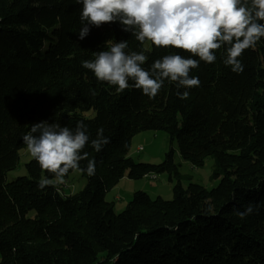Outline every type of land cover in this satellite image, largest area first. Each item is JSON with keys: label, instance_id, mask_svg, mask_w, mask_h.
Returning <instances> with one entry per match:
<instances>
[{"label": "trees", "instance_id": "16d2710c", "mask_svg": "<svg viewBox=\"0 0 264 264\" xmlns=\"http://www.w3.org/2000/svg\"><path fill=\"white\" fill-rule=\"evenodd\" d=\"M81 8L75 0H0V264H264V38L239 58L241 74L223 64L221 48L214 63L191 71L200 86L189 99L167 81L149 99L132 87L117 93L81 61L107 50V41L127 40L126 51L144 47L146 70L164 55L189 54L141 46L118 22L80 40ZM42 121L87 125L83 151L96 169L81 171L87 185L79 193L38 189L48 174L34 158L26 176L7 182L26 149L22 135ZM99 128L110 142L96 152ZM146 131L170 137L160 164L130 155L133 138ZM175 143L195 167L215 160V188L182 185ZM164 173L178 180L171 200L139 190L120 213L106 200L123 179ZM249 203L259 211L240 219L236 212Z\"/></svg>", "mask_w": 264, "mask_h": 264}, {"label": "clouds", "instance_id": "9594fccd", "mask_svg": "<svg viewBox=\"0 0 264 264\" xmlns=\"http://www.w3.org/2000/svg\"><path fill=\"white\" fill-rule=\"evenodd\" d=\"M75 3L82 5L80 40L92 27L118 22L121 30L131 33L141 46L150 43L157 49L173 48L189 54L188 58L180 54L164 55L146 70L143 65L148 56L144 47L140 51H126L127 40L107 41V50L96 52L92 60L81 61L82 67L91 71L98 82L114 87L117 93L132 87L149 99L157 97L165 81L175 86L179 99H189V90L200 86L199 78L190 75L191 71L200 62L214 63L221 48L225 49L223 64L233 73L241 74L244 66L239 58L264 38V0H75ZM103 133V128L97 129L96 138L91 140L96 152L110 142ZM89 139L83 121H78L74 130L47 121L32 124L30 131L22 135L23 144L42 171L51 177H42L38 189L63 185L70 170L95 175L96 162L83 151ZM84 160L88 163L86 169H81L80 162ZM258 211V206L249 203L236 215L244 219Z\"/></svg>", "mask_w": 264, "mask_h": 264}, {"label": "rangeland", "instance_id": "374dc122", "mask_svg": "<svg viewBox=\"0 0 264 264\" xmlns=\"http://www.w3.org/2000/svg\"><path fill=\"white\" fill-rule=\"evenodd\" d=\"M84 115L92 117L94 112L91 111ZM139 146L143 147V151L137 152ZM174 148L176 150L175 160L181 175L180 181L184 187H187L189 183H196L207 190H211L218 185L219 180L212 177L215 169V160L212 157L207 158L202 167H195L181 158L177 143L174 144ZM169 149L170 137L167 133L164 131H146L133 138L130 155L136 162L160 164L164 161ZM19 154L18 166L7 175L8 183L27 175L26 164L32 157L28 154L27 149L21 150ZM177 181L176 178H173V182L169 181L167 173L158 174L156 180H151L147 176L137 180L126 178L106 194V200L114 203L116 213L122 212L132 199L134 192L139 190L147 192L151 198L160 196L166 200H171L173 198L172 190ZM86 185L87 179L83 177L81 171L75 170L65 178L63 185H58V189L65 196L79 193Z\"/></svg>", "mask_w": 264, "mask_h": 264}, {"label": "built area", "instance_id": "2783aa9c", "mask_svg": "<svg viewBox=\"0 0 264 264\" xmlns=\"http://www.w3.org/2000/svg\"><path fill=\"white\" fill-rule=\"evenodd\" d=\"M142 150H143L142 148H138L137 152H141ZM147 177H149L151 180L157 179V175L154 174L147 175Z\"/></svg>", "mask_w": 264, "mask_h": 264}, {"label": "crops", "instance_id": "0c3cea01", "mask_svg": "<svg viewBox=\"0 0 264 264\" xmlns=\"http://www.w3.org/2000/svg\"><path fill=\"white\" fill-rule=\"evenodd\" d=\"M138 148H142L143 149V147L142 146H139ZM138 148H137V150H138ZM143 151V150H142Z\"/></svg>", "mask_w": 264, "mask_h": 264}]
</instances>
